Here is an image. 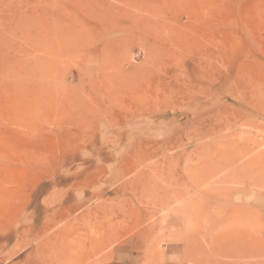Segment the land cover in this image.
Instances as JSON below:
<instances>
[{
  "label": "rangeland",
  "instance_id": "374dc122",
  "mask_svg": "<svg viewBox=\"0 0 264 264\" xmlns=\"http://www.w3.org/2000/svg\"><path fill=\"white\" fill-rule=\"evenodd\" d=\"M0 264H264V0H0Z\"/></svg>",
  "mask_w": 264,
  "mask_h": 264
},
{
  "label": "bare ground",
  "instance_id": "6f19581e",
  "mask_svg": "<svg viewBox=\"0 0 264 264\" xmlns=\"http://www.w3.org/2000/svg\"><path fill=\"white\" fill-rule=\"evenodd\" d=\"M237 236V235H236ZM240 237V238H239ZM239 237L237 238V241L239 240V239H241V238H243L244 237V235H243V237H241L240 235H239ZM233 242V241H232ZM242 242V241H241ZM254 243V242H253ZM258 243V242H257Z\"/></svg>",
  "mask_w": 264,
  "mask_h": 264
}]
</instances>
